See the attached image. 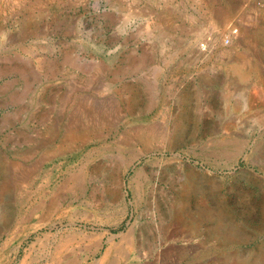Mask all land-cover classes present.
Returning a JSON list of instances; mask_svg holds the SVG:
<instances>
[{
  "label": "rangeland",
  "instance_id": "rangeland-1",
  "mask_svg": "<svg viewBox=\"0 0 264 264\" xmlns=\"http://www.w3.org/2000/svg\"><path fill=\"white\" fill-rule=\"evenodd\" d=\"M110 246L264 264V0H0V264Z\"/></svg>",
  "mask_w": 264,
  "mask_h": 264
},
{
  "label": "bare ground",
  "instance_id": "bare-ground-1",
  "mask_svg": "<svg viewBox=\"0 0 264 264\" xmlns=\"http://www.w3.org/2000/svg\"><path fill=\"white\" fill-rule=\"evenodd\" d=\"M260 186V185H259ZM121 235V234H120ZM112 239V238H111ZM111 239L108 241V243H110ZM94 240V239H93ZM96 240V239H95ZM125 240V239H124ZM133 241V240H132ZM96 242V241H95ZM112 242V241H111ZM124 243V241H122ZM131 245V240L129 239V241L126 240V242L124 243V247L126 249H129L128 247ZM113 246V245H112ZM113 248L110 246V248L108 249V251L105 253L104 257L99 260L98 262H96L95 264H105V260L106 258H108L109 253L111 252ZM53 255V254H52ZM45 256V255H44ZM60 256V255H59ZM59 256H45L46 259L48 258V262L46 264H61V259ZM71 258V257H70ZM73 259V258H72ZM63 260V259H62ZM77 261V260H76ZM65 262V261H63ZM64 264H80L75 262V260H70L67 259L66 262Z\"/></svg>",
  "mask_w": 264,
  "mask_h": 264
},
{
  "label": "built area",
  "instance_id": "built-area-1",
  "mask_svg": "<svg viewBox=\"0 0 264 264\" xmlns=\"http://www.w3.org/2000/svg\"><path fill=\"white\" fill-rule=\"evenodd\" d=\"M239 35V28L235 25H230L227 31V34L223 38V42L225 45H230L234 38ZM206 45H203V49L206 50Z\"/></svg>",
  "mask_w": 264,
  "mask_h": 264
}]
</instances>
